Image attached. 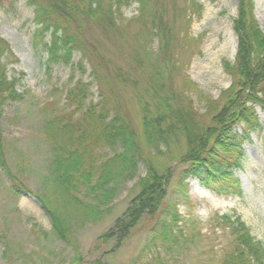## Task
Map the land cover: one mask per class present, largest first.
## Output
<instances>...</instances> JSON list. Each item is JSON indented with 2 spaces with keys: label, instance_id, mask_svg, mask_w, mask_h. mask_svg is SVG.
Instances as JSON below:
<instances>
[{
  "label": "trees",
  "instance_id": "16d2710c",
  "mask_svg": "<svg viewBox=\"0 0 264 264\" xmlns=\"http://www.w3.org/2000/svg\"><path fill=\"white\" fill-rule=\"evenodd\" d=\"M237 1L238 52L235 63H225L233 83L216 101L199 92L189 77L185 78L187 89L181 92H176L171 82L170 86L165 84L159 55L151 46L154 39L159 40V52L166 58L170 55L168 46L172 49L176 40L166 23L167 8L163 2L29 0L35 11L37 37H50L45 44L50 62L70 65L74 54L80 52L81 59L72 64L73 70L87 74V62L100 89L98 100L94 101L92 83L79 79L67 90L64 106L44 125L50 160L45 192L36 198L49 215L58 241L73 247L74 231L102 221L125 187L136 180L139 192L114 226L99 237V241H114L115 249H119L144 217L159 214L176 160L183 167L184 188L189 187L190 179H196L219 197L243 196L234 170L245 156V140H251L260 128L256 106L264 110V32L255 14L254 0ZM170 2L178 7V0ZM133 4L139 5V16L134 20L150 18L152 24L147 38H142V33L137 38V45L143 49L142 59L139 61L134 55L136 68L146 62L151 70L148 94L139 98L140 124L134 123L117 102L107 76L100 72L101 66L109 63L86 33L87 28L97 26L107 35L121 34L126 23L124 9ZM194 6L201 8L196 3ZM16 61L10 45L0 37V128L6 109L24 98L18 90L21 80L9 74V63ZM121 72L118 68L112 81L120 79L126 86L137 82L125 79L126 82L120 77L125 78ZM194 91L204 112L191 96ZM175 146L181 148L180 155L174 153ZM0 168L14 194L27 190L8 167L2 141ZM173 218V226L164 227V237L176 241L185 235L183 227H179L183 217L175 209ZM221 220L223 229H230L231 245L235 247L226 252L221 264H264V244L252 236L241 219L224 216Z\"/></svg>",
  "mask_w": 264,
  "mask_h": 264
},
{
  "label": "rangeland",
  "instance_id": "374dc122",
  "mask_svg": "<svg viewBox=\"0 0 264 264\" xmlns=\"http://www.w3.org/2000/svg\"><path fill=\"white\" fill-rule=\"evenodd\" d=\"M158 1L167 8L166 23L176 39L172 49L168 46L170 55L166 58L159 52V40L154 39L151 44L164 69L165 84L171 82L175 91L181 92L187 89L185 78L189 77L199 92L219 101L233 83L225 63H235L238 52L235 22L239 2L178 0L175 8L170 0ZM254 2L264 32V0ZM194 3L201 5V10ZM138 16V4L125 8V29L119 35H107L97 26L86 31L88 39L98 45L109 63L101 66L100 72L107 76L117 102L136 124L141 122L139 98L148 94L151 71L146 62L142 68L134 66L135 53L139 61L143 56V49L136 42L141 33L142 38H147L148 30L152 29L150 18L134 20ZM37 29L29 0H0V37L8 42L17 59L9 63V74L21 80L18 90L24 95L20 103L6 109L0 141L8 167L27 189L14 194L5 171L0 168V264H221L226 252L235 248L231 245L230 229L221 226L224 216L240 218L252 236L264 244V110L259 106L256 112L260 128L251 135V140H245V156L234 170L241 181L242 197H219L196 179H190L189 187L184 188L183 167L176 160L159 214L144 217L119 249H115L114 241H99V237L114 226L139 192L136 180L125 187L102 221L74 231L73 247L58 241L49 215L36 198L45 192L50 160L44 125L64 106L67 90L79 79L92 83L94 101L98 100L100 89L87 62V74L73 70L72 64L81 59L80 52L74 54L70 65L50 62L45 48L50 37H37ZM118 68L124 80L137 82H128L126 86L120 79L112 81ZM191 96L204 112L197 92ZM179 150L175 146L174 153L180 155ZM142 173L145 175L144 169ZM175 209L183 217L179 227L185 233L178 241L164 237L165 225L173 226Z\"/></svg>",
  "mask_w": 264,
  "mask_h": 264
}]
</instances>
